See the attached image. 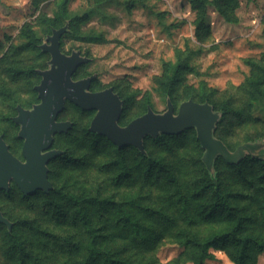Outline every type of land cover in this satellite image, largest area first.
Wrapping results in <instances>:
<instances>
[{
  "label": "rangeland",
  "instance_id": "374dc122",
  "mask_svg": "<svg viewBox=\"0 0 264 264\" xmlns=\"http://www.w3.org/2000/svg\"><path fill=\"white\" fill-rule=\"evenodd\" d=\"M127 1L70 0V11L81 13L90 10L89 19L82 24L81 29L85 32H102L105 41L89 43L73 39L66 34L68 23H57L50 32L41 33L38 49L24 51L21 55L16 48V38L22 25L28 22L42 30L44 25H40L39 15L53 16L57 9V0H0V137L16 157L24 159L21 154L23 138L19 136L21 124L14 120L18 115L17 107L31 110L39 104L40 98L35 87L42 79L41 71L57 67L52 62L51 53L44 46L51 44L49 38L54 31L61 30L58 37L60 51L67 56L75 53L84 59L77 66V74L74 78L72 76L73 80L89 79V91L111 89L117 94L122 102L117 119L119 126L127 125L148 111L162 116L170 107L173 108L171 117L174 119L181 103L187 101L206 105L209 116L215 115L207 132L197 129V119L193 117V123L182 129V132L190 129L193 134L179 144L172 143L175 150L170 153L163 147H150L156 155H165L168 168L176 175L178 185L189 194L193 178L201 175L202 169L212 173L217 158L220 159V164L222 160L230 163L228 158L231 154H220L208 140L204 145L207 137L219 140L229 153L234 152L237 144L255 139L256 136L261 135L264 141V110L253 99L258 86L251 83L264 69V0H237L230 11L231 20L209 5L206 26L199 40L195 36L193 25L196 12L190 7L188 0H132L129 7L126 6ZM178 60L186 66L181 73L182 81L175 89L177 104H174L163 94L162 88L168 63H176ZM15 66L25 71L29 66L40 68L37 70L38 77L32 79V87L29 84L31 78L24 75L25 71L22 75H14L12 67ZM201 86L207 90L213 89L216 98L227 100L241 115H233L218 126L220 112L211 103L186 96V92L191 90L189 87L194 92ZM119 89L124 94L131 95L125 110L123 100L118 94ZM34 93L38 101L31 104ZM95 112L70 101L65 102L58 120L68 121L69 127L53 135L51 148L60 153L47 165L48 173L51 171V176L56 181L65 179L73 184V189L99 192L101 195L113 194L117 200H135L127 204L126 209L156 229L162 227L161 222L146 216L141 211L142 206L162 209L167 215L174 216L179 225L193 229L198 235L206 234L213 227H220L221 220L205 215L202 199H191L190 206L187 207L191 219L184 220L180 213L181 205L173 195L174 188L167 185L165 179H146L142 167L134 160L130 162L131 178L120 184L112 178L115 174L113 170H99L98 165L111 157L112 148L103 142L96 146L90 144L84 126L88 125V129L92 131L90 125ZM73 128L76 129V135L71 132ZM147 136L152 135L146 134L142 137V149L133 144L127 145H133L144 152V139ZM207 149L212 153L210 158H205ZM67 150L74 156L84 157L82 163L86 165L76 166L66 162L61 156ZM57 157L59 159H55ZM223 179L225 187L243 193L233 203L249 215H258L256 212H260L261 205L259 199L256 200V195L254 198V193L245 188L241 178L237 174L226 172ZM12 184L15 182L11 179L8 189L0 191H8ZM99 187L100 191H97ZM0 211L7 221L0 224L11 231L12 220L17 221L14 230L22 239L28 241V249L43 263L61 264L70 259L76 264L84 258L87 238L77 222L67 217L58 218L54 214L44 213L37 206L32 207L18 198H7L2 192ZM91 214L96 226L107 229L108 232L118 231L116 223L112 221V214L101 217L95 209H91ZM24 219L34 220V225L45 232L69 235L73 245L69 246L61 239L36 233L31 225L23 224ZM3 227L0 228V264H15L16 258L9 254V238L2 230ZM248 227L251 231L264 235L262 226L248 224ZM106 244L114 247L121 255L138 261L153 259V264H195L190 251L170 236L148 246L132 242L129 233L123 230L122 233L117 232ZM212 253L213 258L207 259L205 264L230 263L223 250L215 249ZM27 264L35 263L31 259ZM256 264H264V250L257 254Z\"/></svg>",
  "mask_w": 264,
  "mask_h": 264
},
{
  "label": "trees",
  "instance_id": "16d2710c",
  "mask_svg": "<svg viewBox=\"0 0 264 264\" xmlns=\"http://www.w3.org/2000/svg\"><path fill=\"white\" fill-rule=\"evenodd\" d=\"M190 7L196 12V19L194 25L195 36L199 40L205 29V20L207 8L209 5L213 6L222 16L231 20V8L237 3V0H188ZM57 9L54 11L53 16L46 14L39 15L40 25H44L41 30L36 28L30 23H24L17 36L16 48L21 55L24 51L38 49L41 43L43 31L50 32L52 28L57 26V23H68L67 35L73 39L81 40L83 42L101 43L105 41V36L102 32L83 31L81 26L85 23L90 16V10H85L81 13L70 11V0H57ZM132 0H128L126 6L132 5ZM61 44H63L61 42ZM45 55V53H42ZM185 63L178 60L176 63H168L166 67V74L163 80L162 92L170 100L177 104L175 89L182 81V71L185 69ZM14 75L19 76L23 74V69L20 67H12ZM40 69L36 66H29L24 75L29 76L30 86H33L32 79L38 77L37 70ZM76 72L72 75L76 76ZM252 84L257 85L256 95L253 99L257 102L260 109L264 110V69L261 74L251 81ZM93 90V88H91ZM189 89L192 90L191 87ZM186 92V96L196 97L201 101H208L212 104L213 108L220 112V120L218 126L233 115H241V112L234 109L227 100H220L214 96L213 89L207 90L204 86L199 90ZM118 94L123 100V109L128 106L131 95L124 94L121 89ZM38 101L34 93L31 104ZM148 101V99H147ZM252 102V100L250 101ZM22 105V104H21ZM11 121V120H10ZM12 125L15 123L11 121ZM84 126L86 135L90 140V144L97 145L108 143L111 146V157L98 165L99 170L107 169L108 171L115 172L112 176L116 183H122L131 178L132 169L130 162L134 160L145 173L146 179L154 177L156 179H165L166 184L174 188L173 195L176 202L181 205V215L185 219H191L188 216L187 207L190 206L191 199H202L204 202L205 215L212 219L221 220L220 227L211 228L206 234L198 235L193 229L187 226H181L176 221L174 216L167 215L162 209H156L144 205L141 211L151 218L158 219L162 227L153 228L148 226L139 217H135L132 212L126 209V205L134 202L135 200H117L113 194L101 195L99 192L93 193L91 191L73 189L71 183L67 180L61 179L56 181L55 177L51 176V171L48 173V179L51 182V187L47 190H37L33 194H24L15 184H12L8 191H0L3 196L7 198H18L21 202H27L30 206H37L42 212L54 214L58 218L67 217L73 222H77L82 227V233L86 236L85 255L82 260L76 264H153L154 260L138 261L128 256L121 255L122 253L116 251L114 247L106 244L112 237L125 230L129 233V239L142 245L152 246L157 242H161L166 236H170L176 240L178 244L184 246L191 253V258L195 264H205L207 259L213 258L212 250L221 249L230 260L229 264H256V256L264 250V235L259 234L258 231H251V226L248 224H255L264 228V141L262 137L256 136L255 139L246 140L237 144L235 150L243 153L242 159L236 162L225 163L220 159H216L213 164V172L210 173L207 169H202V174L197 175L192 180V186L189 190L190 193L178 185V179L171 168H168V162L165 155H156L150 147H163L170 153L174 151L172 143L179 144L186 137L193 134V131L187 129L180 131L178 135L158 133L155 137L147 136L144 139V152L140 151L133 145H125L117 147L106 137L90 131ZM217 126V127H218ZM76 131L72 129L71 132ZM192 131V133H191ZM70 132V133H71ZM76 135V133H72ZM198 144V143H197ZM198 147V146H197ZM200 149V147H198ZM68 151L61 157L69 164L76 166L86 165L82 162L85 160L82 156H74ZM59 159V157L55 158ZM200 163V157H198ZM247 166V167H246ZM201 168V167H200ZM228 172L235 175L237 174L245 188H248L256 195V200L259 199L261 204L260 212L258 215H253L244 212V210L233 201L243 195L233 188L224 186V173ZM101 187V186H100ZM97 189V191H100ZM78 188V186H76ZM260 192V195H258ZM203 205V203H202ZM91 209H95L101 217L112 214V221L118 231L108 232L107 229H102L93 223ZM13 230L8 231L3 227L6 237L9 238V254L16 258L15 264H27L32 259L35 264H45L38 257L34 256L31 249H28V241L22 239L14 230L17 221L12 220ZM11 222V223H12ZM23 224L31 225V228L38 234H46L52 238L62 240L67 245L72 246L73 240L69 235L53 234L45 232L38 226L34 225V220H22ZM192 223V221H188ZM121 230V231H119ZM61 264H75L73 260H66Z\"/></svg>",
  "mask_w": 264,
  "mask_h": 264
},
{
  "label": "water",
  "instance_id": "95a60500",
  "mask_svg": "<svg viewBox=\"0 0 264 264\" xmlns=\"http://www.w3.org/2000/svg\"><path fill=\"white\" fill-rule=\"evenodd\" d=\"M61 32L54 31L49 38L51 44L44 46V49L51 53L52 62L57 67L41 71L42 79L35 87L40 98L39 104L31 110L17 107L18 115L14 120L21 124L19 136L23 138L21 154L24 159L16 157L0 137V189H8L11 179L24 194H33L37 190L47 191L51 187L47 177V165L60 153L51 148L53 135L69 127L68 121L58 120L66 101L87 110H95L90 129L104 135L119 148L133 144L142 149V137L146 134H178L193 123V117L197 119L198 130L208 131L215 115L209 116V108L206 105L192 101L181 103L174 119L171 117L173 108L170 107L162 116L148 111L127 125L119 126L117 119L122 109L120 98L111 89L89 91V79L73 80V73L84 59L75 53L67 56L60 51L58 37ZM205 140L204 145L205 142H211L220 154H231L229 162H236L243 156L239 150L229 153L219 140H211L210 137ZM209 149L205 158H210L212 154ZM0 222H7L1 211Z\"/></svg>",
  "mask_w": 264,
  "mask_h": 264
}]
</instances>
